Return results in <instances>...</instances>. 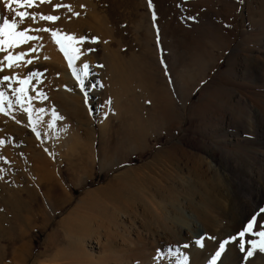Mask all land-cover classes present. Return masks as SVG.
<instances>
[{
  "label": "rangeland",
  "instance_id": "1",
  "mask_svg": "<svg viewBox=\"0 0 264 264\" xmlns=\"http://www.w3.org/2000/svg\"><path fill=\"white\" fill-rule=\"evenodd\" d=\"M117 1L107 14L110 37L77 24L81 15L86 20L90 15L91 23L98 21L86 16L84 6L33 0L28 8L35 9L29 11L26 1L20 0L17 6L30 12L31 18L39 14L40 26L49 30L55 42L50 50L16 16L17 10H10V0L0 3V17L15 20L16 31L28 29L26 35L37 37L14 47L0 46V92L4 94L0 97V264H76L81 254L86 257L88 242L96 236L104 242L108 235L119 244L108 258L120 263L119 253L127 250L122 238L130 220L142 226L139 216L122 221L115 212L111 183L116 172L108 164L113 157L123 156L127 157L123 166L148 163L149 173L167 168L169 159L179 156L183 174L195 180V200L203 195L212 200V208H202L220 230L228 264H264V252L249 243L259 241L256 233L264 231V172L256 178L252 157L264 134L251 133L257 124L264 126V77L250 71L251 55L264 61V19L256 15L250 22L247 15L250 3L257 14L264 0H152L161 32L153 29V12L143 0ZM41 15L59 19L42 20ZM52 32L57 33L55 38ZM59 32L73 35L77 46L84 44L90 53L88 75L95 74L94 80L75 74V60L56 42ZM108 37L111 47L130 58L124 73L137 71L138 77L126 76L117 85L100 79L103 54L98 38ZM9 53L25 55L8 67L4 57ZM4 76L10 79L4 81ZM23 80L28 83L22 84ZM19 88L25 91L17 92ZM182 95L187 97L185 103ZM159 100L167 101L169 112L160 111ZM111 101L115 107H110ZM213 145L228 151L218 153L216 171H208L206 180L198 181L195 171L188 169L194 161L211 160L208 149ZM103 153L107 159L101 163ZM236 166L243 171H234ZM238 177L240 187L233 183ZM249 177L263 188L258 200L255 187L247 183ZM179 212L175 214L185 219L182 225L188 226V218ZM253 216L252 230L239 236ZM196 220L207 227L202 218ZM156 248L150 244L151 251ZM250 249L253 255L245 259Z\"/></svg>",
  "mask_w": 264,
  "mask_h": 264
},
{
  "label": "bare ground",
  "instance_id": "2",
  "mask_svg": "<svg viewBox=\"0 0 264 264\" xmlns=\"http://www.w3.org/2000/svg\"><path fill=\"white\" fill-rule=\"evenodd\" d=\"M5 1L6 0H3V1L0 0V3L1 2L5 3ZM58 1L65 4V5H68V7L71 4H73L71 6L76 5V8L84 6L86 13H87L86 16L91 14V17L92 16L95 17L96 19L95 18H93V19L98 20V21H97V23H95L96 21L92 20L95 22L91 23V20L89 19L90 15L88 16L87 20L85 18H82L84 15H81L82 17L78 16L79 19H78L77 24L81 27L85 26L87 28L90 27V29L93 28V30H91V31H94V32L98 31L99 33H101L102 36H103V34L105 35L108 33L109 36L111 37L110 33L112 30V27L110 26L109 18L107 19V16H108L107 14L110 12L111 6L118 3L117 0H58ZM143 1H144L145 5L148 7V0H143ZM255 2H257V1H255ZM16 3L17 2H14V0H10V2L8 3V4H10V7H11L10 10H13L12 8H14L17 10V12L18 11L24 12L25 11V10L23 11L24 8L18 7ZM8 4H6V5L8 6ZM77 5H79V7H77ZM249 5H248V11H247L248 14L247 15H248V20L250 22L252 21L251 19L256 17V15H257V18L259 17V19H264V2L260 5V7L258 5L259 11H257L258 12L257 14H255L256 13L255 11L257 8L255 10H253V7H251V5L249 7ZM25 7H27V10H29V8H31L33 6L29 7V6L25 5ZM255 7H256V5H255ZM155 8L156 7L152 4L151 12L155 13V16H156L157 14L155 12V10H156ZM34 9H30V10H34ZM102 9H103V11H105V14L102 11ZM148 9L150 12L149 7H148ZM82 11H83V9H82ZM27 12L28 11H26L25 13H27ZM15 13H16V11H15ZM74 13L76 15V12H74ZM38 15L35 17H38ZM30 16H31V14H30ZM30 16L27 15L24 17L25 24H27L30 27V29H32L35 32L34 33L31 31L32 33L37 35L38 41H40V44L42 43V45H44L48 49L49 48L51 49V46L52 47L55 46V44H54L55 42L52 41L53 38H51V36H49L50 34H48L49 32L47 33V31H42V30L38 31L37 29H43V27H45V26H43V25H42L43 27L40 26V24H42V22H40V20L38 21L37 20L38 18L37 19L35 18V20H33ZM152 16H153V14H152ZM75 17L76 16H74L73 19H76ZM76 22H77V20H76ZM152 25H153V29L161 32V26H160L161 24H158L156 22V19H153V17H152ZM249 25H251V24H249ZM261 27H262V23H261ZM151 30H152V28H151ZM98 32H97V34H99ZM66 36H72L73 37V35H71V34L70 35L68 33L63 34V32H59L58 37L60 38V41H61L60 45L63 46L67 50L68 56L70 58H72L73 60H75V64H74L75 65L74 70L76 71L75 74L77 76H80L79 77L80 79L85 78V76H87L91 80H94L96 75L91 74V73H93V71H91V73H90L91 75H88V67H86V68L84 67L85 65H87L86 57L89 53V52H87L86 47L84 46V44L82 45L81 43H80V45L77 46L75 43L76 40H74V41L65 40L64 37H66ZM105 37H107V36H105ZM110 37L105 38V39H102V38H104V37H102L101 38L102 40L100 38H98V40L101 42L100 44L102 45L101 47H102V54H103V58L102 57H101L102 59L100 58L102 60V63H101L102 65L101 66L99 65L100 66L99 70L101 71V73H100L101 78L100 79L102 81L112 82L115 85H117V81L121 83V81L125 80V79L123 80V78L126 76L133 77L135 75L136 77H138L137 71L130 73V74L124 73V70H126V71L128 70L127 64H129L130 58L128 59L125 56H121L117 49L110 46V42L112 40V38H110ZM95 41H97V40H95ZM72 48L79 49V53H74L72 51ZM40 50H41V48H40ZM47 52H49V51H47ZM44 54H45V52H44ZM49 54H51V53H49ZM258 60H259L258 57L251 55V61L254 64L252 65V70H250V71L254 76L262 75V77H264V61L260 62V60L259 61ZM260 69H262V71ZM259 70L261 72H259ZM127 80H129V79H127ZM112 83H111V85H114ZM108 85H110V84H107V86ZM178 86H180V85H178ZM89 88H91V86H89ZM109 88H107V89H109ZM113 88H115V87H113ZM149 88H150V86H149ZM100 89L102 91H104L105 88H102L100 86ZM181 89H180V91H181ZM184 90H182V91H184ZM95 93H96V91H95ZM96 94L98 95V93H96ZM105 94H103V95H105ZM177 95H179V94H177ZM181 98H184L183 95ZM179 99H180V97H179ZM186 100H187V97H185L183 99V103H185ZM166 102H163L162 100L158 101V108L160 109L161 112L168 111V108L171 107ZM111 105H112V101H111L110 107H111ZM113 105H114V107L116 106L115 102H113ZM110 107H109V110H110ZM102 114H103L104 118L106 119V117L108 116L106 114V111H104ZM102 117H100V118H102ZM253 127H255V126H253ZM251 130H252L251 133H253V131H259L261 133L263 132V134H264V126L262 124H257V129L253 128ZM100 135H103V134H101V132H100ZM263 144H264V141H261L260 144L258 145V147L264 148ZM90 146H91L90 148H92V146H93L92 143L90 144ZM259 148H257L258 150L256 152L254 151L255 154L252 157H254L255 162H256V165L254 168L257 172L256 178L260 179L261 175L264 172V149L260 150ZM91 150L92 149H90V152H91ZM208 151H209V156H210L211 160L204 161L203 164H200V162L194 161L191 168L188 169V171H191V170L195 171L196 179L198 181H201V182L206 180L205 178L207 176L208 171H211V172L216 171V164L215 163L219 159L218 153L221 154V153L227 152L228 149L225 147H222V146H218V145L214 146L213 145L212 147H209ZM99 155H102V153ZM228 155H229V153H228ZM225 156H226V154H225ZM103 157L104 158L101 160V163H103L104 160L107 159L106 155L104 153H103ZM123 157L120 160L117 159L118 157H116V158L113 157L111 159V161L109 160L110 162L108 164L109 165L108 169L109 170H115V172H116V173L114 172L115 175H112L113 176L112 181L114 183L113 182L111 183L113 185L112 188L114 187L113 189H115V195H114L115 196L114 207L116 209L115 212L117 211L118 213H120L119 215H120L122 221H123V219L129 218V217L132 218L134 216H139L141 221H142V224H141L142 226L140 227V226L134 225L133 223H131V220H130L131 225L129 227V230L127 229V233L125 234V236L122 234L124 236L123 238L121 236V238L123 240V244L125 245L127 250L121 251L122 253L118 252L120 254V256L121 255L123 256L122 258L119 257V258H121L120 263H118V261H115V260H114V262H110V260H109V258H110L109 256L112 255L113 251L116 249V246H118L119 244L117 245L116 242L114 243V241H113L114 239L111 240L109 238V235H108V237L106 238V240L104 242H102L100 240V236H96V238L94 237L93 240L88 242L89 248L87 247V249H88L89 253L86 252L87 250L86 251L83 250L85 252V253H83V255L86 254V257L83 258L82 254H81L82 252L81 253L79 252L81 255L76 260V264H228V261H226V259H225L226 249L224 248V246H223V248H221L222 243L220 242V233H219L220 230L215 225L216 222L213 220L212 216L208 215L206 212L204 213L203 208H202L204 205H206V206L208 205L209 208H212V200H210L205 195H203V193H201V195H203V196L200 197V199L198 201L195 200V198L193 197V194H195L198 191L197 186L195 184V180L192 177H190V175L183 174L185 168L183 165L180 166V164H178L177 159H179L178 158L179 156L178 157H171V159H169L171 164L167 163L165 165V166H167V168H165V169L160 168V169H158L159 171H157L155 169L157 167H155V168H153V169H155V172L152 171L150 173H149V171L148 172L145 171V168H147L148 163H146L143 166H136V167H133L131 165L123 166V164L126 162V158H127V157L126 158H123ZM92 161L94 162V157H93ZM152 161H154V160H152ZM154 162L156 163V161H154ZM234 171L240 172V171H243V169L241 168V166H236V167H234ZM256 178L253 179V177H249L247 179V183L250 185H253L255 187L256 198L258 200L262 196V192H263L262 189L263 188L258 183ZM88 180H90V179H87V182H88ZM233 183L239 187L242 185L239 177L236 178L233 181ZM83 185H86L85 182L83 183ZM202 185H203V183H202ZM204 186H206V185H204ZM104 187H106V186H104ZM108 187L109 186H107L106 188H108ZM112 198H114V197H112ZM66 201H68V197H67ZM57 207H60V205L57 204ZM175 210L180 211L179 213L182 212L184 214V216L186 218H188V220H189L187 223L188 226L182 225L185 223L184 222L185 219L183 220V219H180L179 217H177V215L175 214V212H176ZM197 217L202 218L207 227L203 228L202 226H200L198 223L199 220H198V222L196 220ZM126 222H127V220H126ZM132 222H133V220H132ZM124 231H126V230H124ZM197 240L201 241L200 244L196 243ZM150 244L151 245L154 244L155 247H157L156 248L157 251L155 250L156 252L150 250ZM184 245H188V247H184ZM80 249L82 250V248H80ZM127 252L130 254H128ZM79 253H77V254H79ZM217 253H219V255H217ZM114 254L116 255L115 252H114ZM184 257H187L186 261L183 259ZM119 258H118V260H119ZM115 262H117V263H115ZM72 263L74 264L73 261H72Z\"/></svg>",
  "mask_w": 264,
  "mask_h": 264
},
{
  "label": "snow or ice",
  "instance_id": "3",
  "mask_svg": "<svg viewBox=\"0 0 264 264\" xmlns=\"http://www.w3.org/2000/svg\"><path fill=\"white\" fill-rule=\"evenodd\" d=\"M17 3H20V0H16ZM41 2H43V0H41ZM26 3L28 4L29 7L32 6L33 0H26ZM55 7H61V5L57 4L55 5ZM68 7V6H65ZM148 7L151 9L152 8V0H148ZM27 13L24 12H17L16 16H19L21 18V21H23L24 17L27 16ZM76 15H78V13H76ZM35 15L32 16V19L35 20ZM0 19H2V24H0V46H4L7 45L9 47H14L19 43H24L27 40H32V39H36L37 37H33V36H29L26 35L28 29H25L23 31H16L17 28V23L15 20H13L12 22H9V20L7 18H3L0 17ZM40 19L42 20H49V21H55L57 19H59V17L56 16H52V15H41ZM153 19H155V13H153ZM38 31L42 30V31H49L48 29H37ZM53 37L55 38L57 36L56 32H52ZM65 40L67 41H74V37L72 36H66L64 37ZM95 39V38H93ZM57 44H60L61 41L59 39L56 40ZM0 50H3L2 47H0ZM32 51H35V49H32ZM61 51L65 52V55L67 56V50L61 46ZM72 51L74 53H79V49L76 48H72ZM25 54L24 53H20L18 55H16L15 57H13L11 55V53H9V55L5 56L4 59L9 61V64L7 65L8 67L12 66V62L13 61H19L20 59L23 58ZM47 58V57H46ZM27 63H31V60L27 61ZM70 66H71V61H70ZM85 68L87 67V65L84 66ZM31 75L36 76L39 75L38 73H31ZM10 79V77L8 76H4L3 80L4 81H8ZM22 84H27L28 81L27 80H23L21 81ZM17 92H24L25 89L24 88H19L16 90ZM4 94L2 92H0V97H2ZM17 102H20V98L17 97ZM2 110V109H0ZM262 212H264V209H261ZM256 220V217L253 216L251 218V220L248 222L247 226L244 227L243 231H241L239 233V236L243 237L245 232H249L252 230L253 228V222ZM257 236L260 237L259 241H250L249 243L252 245L253 249H259V251L264 252V231H259L256 233ZM233 239H235V237H233ZM200 240H197L196 243L200 244ZM184 247H188V245H184ZM221 248H223V244L221 245ZM241 250L243 251V245H241ZM217 255H219V253H217ZM253 255V250H248L247 255L245 257V259H247L248 257H251ZM185 261L187 260V257L183 258Z\"/></svg>",
  "mask_w": 264,
  "mask_h": 264
}]
</instances>
